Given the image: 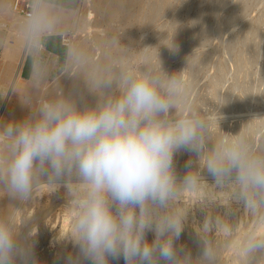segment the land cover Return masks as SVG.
<instances>
[{
    "label": "clouds",
    "instance_id": "9594fccd",
    "mask_svg": "<svg viewBox=\"0 0 264 264\" xmlns=\"http://www.w3.org/2000/svg\"><path fill=\"white\" fill-rule=\"evenodd\" d=\"M75 16L53 0H27L18 31L34 84L49 75V41L79 29ZM121 38L105 41L101 59L70 42L58 78L72 81L71 88L60 83L53 96L35 102L23 97L21 119L0 117V192L18 208L41 185L63 189L71 223L59 239L77 250L65 264L121 258L125 264H220L212 233L225 247L237 245L241 264H264V142L242 129L224 132L220 114L214 137L209 121L188 107L181 70L165 71L159 58L154 64L149 46L132 63ZM114 48L121 50L118 60ZM181 150L195 160L178 178L174 158ZM202 184L212 194L201 202L206 214L195 228L200 252L194 256L177 244L190 212L177 204L182 192ZM218 192L228 193L225 203ZM209 208L223 211L209 215ZM240 212L250 221L243 231L234 222ZM23 227L14 211L0 214V264H41L35 233Z\"/></svg>",
    "mask_w": 264,
    "mask_h": 264
},
{
    "label": "rangeland",
    "instance_id": "374dc122",
    "mask_svg": "<svg viewBox=\"0 0 264 264\" xmlns=\"http://www.w3.org/2000/svg\"><path fill=\"white\" fill-rule=\"evenodd\" d=\"M11 1L0 0V21L19 19L10 10ZM122 3L125 7L110 14L109 0H82L75 11L79 29L66 38V43H78L101 59L105 41L111 36H121L122 44L131 49L132 63H136L143 47L149 46L154 64L159 58L165 71L181 70L187 85L188 107L209 121L214 137L219 135L216 119L220 114L219 125L224 132L235 134L242 129L250 132L257 144L264 142V0H122ZM172 44L174 49L169 48ZM2 54L3 50L0 63ZM111 55L118 60L121 50L114 48ZM58 77L59 73L45 86L19 83L11 99L12 107L1 117L21 119L27 111L19 101L23 97H31L35 102L53 96L60 83L66 90L71 88L72 81L67 78L60 81ZM3 94L0 91V107ZM87 98L89 102L94 100L92 96ZM190 159L195 160V156L187 151L176 154L179 178L186 173ZM204 175L211 183V177ZM44 186L36 189L30 202L18 208L13 204L8 208L7 196L0 192V214L14 211L17 224L24 226L22 231L35 233L31 239L41 264H65V258L77 251L71 243L59 239L71 223L68 202L63 189ZM208 188L202 184L197 191H184L178 202L187 204L191 218L177 244L186 246L194 256L200 252L195 228H199L206 214L200 208L201 202L212 194ZM215 195L220 203L228 199L227 192ZM218 211L223 210L208 209L209 215L219 214ZM234 222L243 231L249 225V216L240 212ZM148 238L152 239V233ZM210 238L220 249V264H241L235 243L225 247L216 233ZM112 264L125 262L121 258Z\"/></svg>",
    "mask_w": 264,
    "mask_h": 264
},
{
    "label": "bare ground",
    "instance_id": "6f19581e",
    "mask_svg": "<svg viewBox=\"0 0 264 264\" xmlns=\"http://www.w3.org/2000/svg\"><path fill=\"white\" fill-rule=\"evenodd\" d=\"M12 1L10 4V7H11L10 10H12V12L15 13L13 11V8H12ZM109 4H110V14H112V13L116 14V12H118V10L121 9V7L122 8L125 7L124 6L125 4L122 3V0H109ZM4 27L7 28L8 35H7V38L5 40L3 54L1 57V63H0L1 64V68H0V91H2V93H4L3 95L5 96L3 98V101H2V104L0 107V117L2 115H4L8 111L9 107L12 105L11 99L17 91V86H18L19 80L21 78L22 66H23L24 60L26 58V56L22 50V41L20 39V35H19V31H18V18L13 19L9 22L1 20L0 21V28H4ZM5 79L7 80L6 84H5ZM44 187L50 188L48 186H44ZM11 205H12V203L7 198L8 208H10ZM177 207L189 210L187 207V204L185 202L182 205L177 204ZM190 218H191V214L189 212L187 221Z\"/></svg>",
    "mask_w": 264,
    "mask_h": 264
},
{
    "label": "crops",
    "instance_id": "0c3cea01",
    "mask_svg": "<svg viewBox=\"0 0 264 264\" xmlns=\"http://www.w3.org/2000/svg\"><path fill=\"white\" fill-rule=\"evenodd\" d=\"M81 1L82 0H53V3L56 4L58 8H61L63 10H71L75 12L79 8ZM7 34L8 32L6 29L0 28L1 51L4 48ZM65 39L66 38H54L50 40L47 45V50L45 52V60L48 65L49 75L44 82L39 84H34V82L31 80L30 77L31 61L28 57H26L22 66L21 78L19 80V83L26 82L36 86L47 85L58 74V64L62 61L64 50L67 47V43Z\"/></svg>",
    "mask_w": 264,
    "mask_h": 264
},
{
    "label": "built area",
    "instance_id": "2783aa9c",
    "mask_svg": "<svg viewBox=\"0 0 264 264\" xmlns=\"http://www.w3.org/2000/svg\"><path fill=\"white\" fill-rule=\"evenodd\" d=\"M12 8H13V11L17 15L21 16L26 11V8H27V0H13L12 1ZM65 41H66V39H65ZM0 54H1V49H0Z\"/></svg>",
    "mask_w": 264,
    "mask_h": 264
}]
</instances>
